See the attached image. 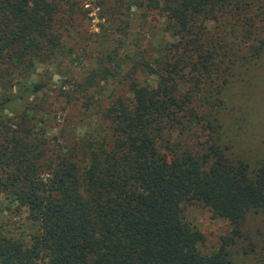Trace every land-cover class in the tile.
Instances as JSON below:
<instances>
[{
	"label": "trees",
	"instance_id": "obj_1",
	"mask_svg": "<svg viewBox=\"0 0 264 264\" xmlns=\"http://www.w3.org/2000/svg\"><path fill=\"white\" fill-rule=\"evenodd\" d=\"M72 1L0 0V201L35 225L26 243L0 225V264H232L238 245L264 264V219L254 237L243 228L249 214H264V157L233 158L220 143L223 89L213 85L222 66L249 68L264 54L262 1L106 0L115 31L128 28L133 7H144L160 10L173 32L142 60L106 54L126 68L105 62L59 86L69 110L90 111L91 90L122 76L130 97L112 94L93 111L95 137L63 132L66 119L50 132L58 102L29 100L49 89L31 74L42 54L60 47L55 16ZM254 6L256 26L247 18ZM140 73L157 79L144 84ZM192 200L230 224L212 252L196 247L202 234L185 219L183 204Z\"/></svg>",
	"mask_w": 264,
	"mask_h": 264
},
{
	"label": "rangeland",
	"instance_id": "obj_2",
	"mask_svg": "<svg viewBox=\"0 0 264 264\" xmlns=\"http://www.w3.org/2000/svg\"><path fill=\"white\" fill-rule=\"evenodd\" d=\"M258 1L264 4V0ZM115 6L118 7L116 4ZM256 7L254 6V10L249 9L247 16L249 23H253L254 26L257 23L253 22L251 15L256 12ZM111 9V4L106 0H73L71 5L63 6L56 13V32L59 34L60 47L54 50V53L46 51L42 54L36 63L35 71H31V77L47 79L49 89L44 94H39L37 98H29L32 101L45 99L58 102L60 111L54 117V122L50 123V132H58V127L54 124L57 125L58 122L66 119L63 132L73 133V136L75 133L79 136L95 137L97 132L94 127L99 126V121L93 111H99L103 105L107 104L112 94L123 93L125 98L130 97L122 76L111 75L106 80L100 81L97 89L91 90L93 109L83 111L76 106L69 110L68 104L58 100L57 93L60 85H68L72 74L81 70L86 71L89 67H104L105 62L108 63L106 54L112 49H117L118 56L125 51L133 58L142 60L149 53V48L161 49L170 39L173 31L168 27L166 16L160 10L133 7L127 17L128 28L115 31L116 24H112V21L110 24L106 19ZM259 11L262 12V9L259 8ZM247 24L244 23L243 28H247ZM210 25L208 23L207 28ZM110 28L113 30L111 33L108 32ZM253 30L251 28L247 32L251 33L249 37L255 39L254 34L257 31ZM121 42L125 44L120 45ZM144 47L147 50L143 49ZM245 49L246 46L242 42L239 54L245 52ZM157 55L156 51L151 54L152 58ZM121 61L118 57L116 62L119 65ZM126 61L130 63L129 59ZM117 63L109 61L107 66L109 65L111 70L127 67L125 65L122 67L121 64L117 67ZM239 65L235 64L226 69L222 66V73L213 83L218 89H223L222 98L224 100L223 108L216 114L218 129L215 135L219 137L222 145L229 148V154L233 158L254 161L264 157V54L255 59L249 68L239 67ZM156 79L155 75L150 77L142 73L138 78L144 84L154 82ZM228 81L229 84L226 86L225 83L227 84ZM100 128H103V125ZM183 213L185 219L202 234V239L196 244L202 252L216 250L221 238L230 232L229 222L214 217L210 209L200 201L192 200L184 203ZM263 219L264 214L262 213L249 214L243 224L244 230L247 229L252 236L258 226L262 227ZM0 225L6 228L7 236H12L25 243L29 242L35 226L26 217L24 210L17 212L6 209L1 201ZM240 243L247 245L244 241ZM229 258L232 264H258L253 256L243 255L239 245L230 248Z\"/></svg>",
	"mask_w": 264,
	"mask_h": 264
}]
</instances>
